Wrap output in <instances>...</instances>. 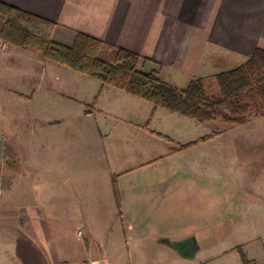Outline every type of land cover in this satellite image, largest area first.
I'll return each instance as SVG.
<instances>
[{"label":"crops","instance_id":"obj_1","mask_svg":"<svg viewBox=\"0 0 264 264\" xmlns=\"http://www.w3.org/2000/svg\"><path fill=\"white\" fill-rule=\"evenodd\" d=\"M0 1L52 22V39L62 45L72 47L83 33L102 41L99 56L108 62H114L118 49L136 53L141 57V71L155 72L180 89L199 78L214 81L216 75L244 64L257 49H264V0ZM7 44L13 53L23 50ZM1 57L7 65L10 57ZM33 58L48 62L41 56ZM101 87L93 101L96 111L103 112L104 101H131L122 91ZM159 110L153 106L151 122ZM7 122L4 113L0 114V129ZM14 143L0 131V264H264V185L259 192L250 187L264 180V174L258 180L241 181V196L224 205L220 223L201 228L193 222L190 235L182 239L171 232L135 235L134 222L117 217L126 213L124 202L117 199L119 190L113 188L115 199L110 205L101 200L82 202L67 174H53L57 165H52L49 181L38 167L32 168L37 165L32 162L33 153L28 168L18 166L21 156H16ZM10 157L15 159L11 162ZM239 165L246 177V163ZM69 207H76L78 216L70 217ZM102 208L109 209L105 217L99 216ZM119 228L123 237L117 244ZM79 231L85 232L83 238ZM199 232L220 244L203 253L196 248ZM166 240L170 244H164ZM215 247L222 252L220 262L202 258Z\"/></svg>","mask_w":264,"mask_h":264},{"label":"rangeland","instance_id":"obj_2","mask_svg":"<svg viewBox=\"0 0 264 264\" xmlns=\"http://www.w3.org/2000/svg\"><path fill=\"white\" fill-rule=\"evenodd\" d=\"M11 49L0 39V73L4 76L0 79V114L8 120L7 127L0 131L13 138L16 156H21L18 166L28 168L33 153L32 162L37 165L32 168L38 167L49 181L48 173L52 165H57L53 174H67L71 186L80 191L76 193L82 202L101 200L110 205L115 199L113 188L119 190L117 199L124 202L126 213L117 217L134 222L135 235L171 232L182 239L190 235L193 222L201 228L207 223H220L225 217L224 205L235 203L236 196H241L243 180H258L264 174L260 170L264 169L262 116L252 115L245 126L221 121L201 125L160 109L151 122L153 105L130 96L126 97L131 101L122 103L104 101L103 112L96 111L93 101L100 82L48 60L38 62L33 58L37 54L26 50L13 53ZM2 54L10 57L7 65ZM208 86L215 94V82ZM214 130L222 132L214 144L202 143L186 153L177 151L179 144ZM158 133L177 141L174 151ZM8 150H13L12 143ZM13 159L10 157L11 162ZM240 163H246V177ZM260 185L264 180L250 187L259 192ZM75 208L66 209L70 217L78 216ZM107 212L108 208H102L99 216L105 217ZM122 231L119 228L115 233L117 244L122 241ZM199 233L196 248L205 250L203 253L221 242ZM208 252L201 257L222 260L220 248Z\"/></svg>","mask_w":264,"mask_h":264},{"label":"trees","instance_id":"obj_3","mask_svg":"<svg viewBox=\"0 0 264 264\" xmlns=\"http://www.w3.org/2000/svg\"><path fill=\"white\" fill-rule=\"evenodd\" d=\"M53 28L52 22L0 1L2 41L97 80L103 90L117 89L152 104L155 109H164L201 125L221 121L230 126H245L252 115L264 117L262 48L244 64L216 75L217 91L211 94L210 82L201 78L193 80L187 89H180L161 80L155 72L141 71V57L125 49H118L114 62H108L99 56L102 41L83 33L72 47L57 43L52 39ZM221 134L220 130H214L188 144H179L177 151L208 143ZM159 136L175 150L173 139Z\"/></svg>","mask_w":264,"mask_h":264},{"label":"built area","instance_id":"obj_4","mask_svg":"<svg viewBox=\"0 0 264 264\" xmlns=\"http://www.w3.org/2000/svg\"><path fill=\"white\" fill-rule=\"evenodd\" d=\"M79 235H80V237H84L85 236V232L84 231H79ZM93 264H97V263H93Z\"/></svg>","mask_w":264,"mask_h":264}]
</instances>
